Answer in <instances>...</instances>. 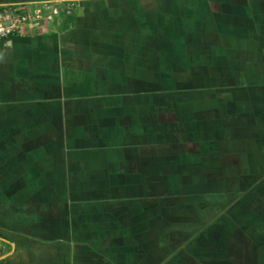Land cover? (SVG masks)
<instances>
[{"label":"crops","instance_id":"obj_1","mask_svg":"<svg viewBox=\"0 0 264 264\" xmlns=\"http://www.w3.org/2000/svg\"><path fill=\"white\" fill-rule=\"evenodd\" d=\"M40 1L48 0L0 4ZM70 2L73 7L62 8L60 22L43 34L0 41V146L5 147L0 151V189L10 191L6 197H16L0 211V241L6 244L0 264H153L148 200L92 201L95 196L88 198L87 191L98 195L127 189L144 195L148 189H167L160 177L146 187L144 174L221 173L220 167L240 164L235 153L222 151L226 164L216 169L213 147L204 154L208 160L194 151L196 145L209 146L206 135L198 134L196 102L176 108L165 95L173 93L169 78L189 72L238 79V86L221 91L238 100L216 102L211 97L201 102L212 112L223 108L225 117L241 111L244 93L255 90V102L264 100V0ZM152 88L163 104L151 103ZM246 104L251 115L260 110ZM184 108L195 111L182 118L177 111ZM164 131H173V137L157 140ZM151 133L157 136L152 139ZM263 140L261 133L257 141L262 150ZM246 168L255 172L250 162ZM209 182L186 181L187 189L207 193L211 209L206 211L216 208ZM22 189L58 192L30 204L17 200L16 192L12 195ZM70 191H77V197L71 198ZM188 201L180 200L197 208L194 200ZM26 204L31 209H22ZM236 209L216 222L198 209L190 221H205L198 229L220 243L226 236L222 223ZM259 222L257 230L251 219H243L245 230L255 236L244 240L247 253L239 263L252 264L262 252L264 220ZM161 231L166 237L167 229ZM179 248L174 253L184 254L183 260L196 253L189 245Z\"/></svg>","mask_w":264,"mask_h":264},{"label":"rangeland","instance_id":"obj_2","mask_svg":"<svg viewBox=\"0 0 264 264\" xmlns=\"http://www.w3.org/2000/svg\"><path fill=\"white\" fill-rule=\"evenodd\" d=\"M180 75L169 78L168 90L170 89L173 93L168 92L165 97L168 103L172 102L171 105L176 108L180 107L182 104V106H184L191 104V102H196L194 105L197 106L196 109L198 112V134L206 135L204 139H207L206 141L208 143L206 142V144H209V146L204 147L202 144H199V146L196 145L194 147V151H199L200 156L201 153L202 156H205L204 154H206L205 152L208 151L209 147H213L216 153L214 159L216 169L218 166L226 164L221 154L222 151L228 152V154L235 153L237 155L235 162L238 161L240 164H237L236 168H231L229 170L220 167L223 171H221V173L218 171L212 173L210 171L208 174H188L185 172L160 175L144 174L145 177L143 175V179L146 187H153V185H155L154 178L160 177L161 183L167 184V189H148L143 191L144 195H142L141 191H130L127 189L102 191V193L98 195H96V191L88 190L87 197L91 198L95 196V198H91L92 201L95 199H110V197L115 199L119 198L126 202L139 201L141 198H146V200H148L150 204L149 206L147 205L146 209L150 210V214L148 215L150 216L151 224V257L155 260L153 264H242V262L239 263V260L242 258L244 259V253H247L246 249H242V244L247 238H251L252 236L253 239L255 236L253 230H245L246 227L242 225L243 219H251L252 222L257 225V230H259V225L261 223L259 220H264V150L260 149V142L257 141L261 133L264 134V100L255 102L257 95L255 90L251 93H244L243 95L247 97L241 101V111L237 112L232 110L228 115V117L230 116L229 120L227 119L228 117H225L226 111H223V108H216L212 112L208 104H203L201 102H207V99L211 97L215 98L216 102L227 101L232 103L234 100H238L233 93L223 92V94H221L223 89L229 90L230 87L238 86V79L233 78L229 80L227 78L212 77L209 74L201 76L200 73L198 75V73L193 74L189 72H182ZM155 80L157 81V79ZM239 80H241L243 84L245 83V79L240 78ZM154 89L155 88L150 89V101L153 105H158V103H161V100L163 101V98H159L160 95L158 92L154 91ZM215 89L220 91V94H217L218 91H214ZM246 101L254 103V105L256 104L254 108L258 107L260 110L256 109L252 111L253 113L251 115V110H247L248 106ZM194 111L195 109L189 110L184 108L182 113L177 111V115L182 114V118H184L185 114L183 113H192ZM160 112L165 113V110ZM171 112L172 110H166V113ZM218 112L222 113V117L224 116L223 119L225 121L221 120V115H217ZM212 114H215L214 118ZM232 114L237 115L234 116ZM194 119L188 121L193 122ZM227 123L230 124L226 125ZM255 123L259 125V129H257ZM183 126L189 131L188 127H190V124ZM226 127L229 128L227 129ZM173 133V131H164L160 136H157V134L154 135L153 133H151L150 136L152 139L157 136V140H167L169 137H173ZM198 134L197 137H199ZM227 138L232 139L230 144L227 142ZM213 143L215 146H213ZM11 145L14 146L16 143L10 142V146ZM4 148L5 147L0 146V151ZM18 148L19 147H17V149ZM22 148L23 150H30L29 147L23 146ZM233 155L234 154H232V156ZM246 156H249V159H245ZM203 159L208 160L209 157L206 155ZM246 162H250L251 168L255 170L254 173L251 172V169L246 168ZM187 179H191V181L194 182L195 180L199 181L200 184L211 180L213 184L209 196L211 195V198L215 200L216 208H212L211 211H206V207L211 209L209 206L210 203L205 201L207 200L205 197L207 193H202L199 189H187ZM158 185L159 183H157V186ZM55 191L58 192L57 189ZM55 191L49 189L38 191L22 189L21 191L12 192V195L16 192V194L19 195L17 200L22 198V201L24 200L30 202V204H35L38 200L40 201L43 198L52 197ZM63 192L65 193V191ZM9 193L10 191L0 189V211L5 208L6 201L16 198L6 197L5 195ZM70 197H77V191L74 193L70 191ZM182 199H189L188 202L191 203L194 200V203L198 205L197 208L191 204L186 205L184 202L181 204L180 200ZM232 207H236L237 209L235 212L233 211L231 213L233 216L227 218V223L223 228L226 236L221 238L220 245L215 244L208 235H204L201 231H196L205 221H200L197 224L191 223L190 221L193 216L197 217L195 211L201 209L204 214L203 216L206 214L210 221L216 222L219 217L223 216L224 218L229 215V209ZM22 209H31V207L29 208L26 204ZM200 214L201 213H198V215ZM164 225H166V227ZM163 228L167 229L166 237H163V232L161 231ZM188 233H194V236H192L191 239L186 238L185 235ZM220 236H222V234H220L218 238H220ZM260 238L262 240L261 245L263 249L261 254L257 256L256 261L254 259L253 261L250 260L252 264L256 262L257 264H264V235L260 236ZM222 239L224 240L222 241ZM233 241L236 242V246H233ZM183 245L192 247L196 252L194 253L198 257L195 258L194 254L192 259L188 257L183 260L185 257L184 254L174 253L176 248L180 247L179 250H181V246ZM3 246H6V244L0 241V256L6 251V248H3ZM162 248L163 251L166 252V256H164L161 250ZM247 258L250 259L249 256H247Z\"/></svg>","mask_w":264,"mask_h":264},{"label":"built area","instance_id":"obj_3","mask_svg":"<svg viewBox=\"0 0 264 264\" xmlns=\"http://www.w3.org/2000/svg\"><path fill=\"white\" fill-rule=\"evenodd\" d=\"M69 0L0 4V41L43 34L60 22L62 8L71 9Z\"/></svg>","mask_w":264,"mask_h":264},{"label":"flooded vegetation","instance_id":"obj_4","mask_svg":"<svg viewBox=\"0 0 264 264\" xmlns=\"http://www.w3.org/2000/svg\"><path fill=\"white\" fill-rule=\"evenodd\" d=\"M226 221H227V219H225ZM223 225H224V227H225V223H222ZM212 226V225H211ZM223 227V228H224ZM197 231H200L198 228H197ZM202 233H204V235H207V233L205 232V231H202ZM259 239H261V238H259ZM224 239H222V241H223ZM215 244H218V245H220V243H217V242H214Z\"/></svg>","mask_w":264,"mask_h":264}]
</instances>
